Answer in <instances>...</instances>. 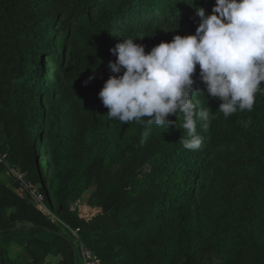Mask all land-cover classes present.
<instances>
[{
	"label": "trees",
	"instance_id": "trees-1",
	"mask_svg": "<svg viewBox=\"0 0 264 264\" xmlns=\"http://www.w3.org/2000/svg\"><path fill=\"white\" fill-rule=\"evenodd\" d=\"M215 3L0 0V264H83L84 245L99 264H264V94L225 118L197 65L206 95L193 99L210 124L198 123L195 151L179 143L182 115L170 128L121 123L99 97L123 74L109 68L118 42L150 52L193 35L196 8ZM14 168L59 219L20 191Z\"/></svg>",
	"mask_w": 264,
	"mask_h": 264
},
{
	"label": "clouds",
	"instance_id": "clouds-1",
	"mask_svg": "<svg viewBox=\"0 0 264 264\" xmlns=\"http://www.w3.org/2000/svg\"><path fill=\"white\" fill-rule=\"evenodd\" d=\"M196 13L195 34L176 35L150 52L131 36L118 42L109 68L123 74L110 76L99 92L107 116L121 123L147 117L149 125L170 128L174 122L168 117L182 115L179 143L193 151L203 144L198 123L204 131L210 124L208 108L193 99L206 95L193 87L197 65L207 94L222 101L218 112L225 118L251 112L257 94H264V0H216L212 14L202 7ZM148 134L142 133V142Z\"/></svg>",
	"mask_w": 264,
	"mask_h": 264
},
{
	"label": "built area",
	"instance_id": "built-area-1",
	"mask_svg": "<svg viewBox=\"0 0 264 264\" xmlns=\"http://www.w3.org/2000/svg\"><path fill=\"white\" fill-rule=\"evenodd\" d=\"M1 160V158H0ZM15 174L17 175L19 181H20V191L24 192L25 190H29L37 199V201L43 206L45 210L51 215V217L59 219L58 216L50 210L46 204L44 203V195L40 191L38 185L33 184L30 182L27 178V175L24 171H22L19 168H14L13 169ZM81 203V200L78 199L76 202H74L71 205V210H75L78 205ZM70 228V227H69ZM71 229V228H70ZM79 228L74 230V233L78 235ZM82 263L83 264H99L100 260L99 258L95 255V253L86 245L82 246Z\"/></svg>",
	"mask_w": 264,
	"mask_h": 264
},
{
	"label": "rangeland",
	"instance_id": "rangeland-1",
	"mask_svg": "<svg viewBox=\"0 0 264 264\" xmlns=\"http://www.w3.org/2000/svg\"><path fill=\"white\" fill-rule=\"evenodd\" d=\"M1 176H2V177H5V178H7V179H10V176H8L7 172H2ZM19 251H20V248L17 247V246H14V247L12 248V250H11V253H12V255L15 256V255H18Z\"/></svg>",
	"mask_w": 264,
	"mask_h": 264
},
{
	"label": "water",
	"instance_id": "water-1",
	"mask_svg": "<svg viewBox=\"0 0 264 264\" xmlns=\"http://www.w3.org/2000/svg\"><path fill=\"white\" fill-rule=\"evenodd\" d=\"M77 264H78V261H77Z\"/></svg>",
	"mask_w": 264,
	"mask_h": 264
}]
</instances>
